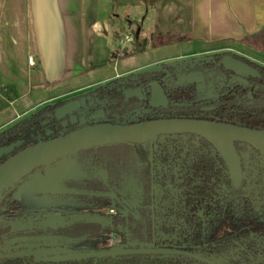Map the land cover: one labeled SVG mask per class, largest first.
I'll return each instance as SVG.
<instances>
[{
  "label": "trees",
  "instance_id": "1",
  "mask_svg": "<svg viewBox=\"0 0 264 264\" xmlns=\"http://www.w3.org/2000/svg\"><path fill=\"white\" fill-rule=\"evenodd\" d=\"M242 43L264 53V30L245 37ZM223 55H214L212 60L205 57L199 66L196 62L168 67L171 82L187 65L213 77L219 75L217 121L264 130V67L233 55L259 74L249 88L234 83V91L231 74L219 62ZM212 86L217 87L214 80ZM104 89L96 88L94 95L105 99ZM247 91L253 97L251 105L244 103ZM104 106L111 113V105ZM56 107V103L45 105L0 131V148L22 142L14 152L25 149L36 144L34 137L46 128L52 131L50 139L57 137L59 122L52 117ZM115 108L114 114L122 110L120 105ZM107 148H122L124 154L105 157L94 154L97 150L79 152L84 177L68 183L74 193L67 197L87 207L90 219L67 218L62 225L36 228L46 216H20L12 200L21 181L4 190L0 195V253L32 250L51 240L57 247H67L60 254L114 247L153 252L63 262L8 257L0 264H264V159L255 150L234 145L242 172L236 187L218 154L193 135L161 136L152 144ZM108 208L126 213L109 216L104 213ZM165 250L189 255H169Z\"/></svg>",
  "mask_w": 264,
  "mask_h": 264
},
{
  "label": "crops",
  "instance_id": "2",
  "mask_svg": "<svg viewBox=\"0 0 264 264\" xmlns=\"http://www.w3.org/2000/svg\"><path fill=\"white\" fill-rule=\"evenodd\" d=\"M261 30L264 0H37L36 4L34 0H0V110L29 96L33 87L103 69L119 55V51L112 53L110 44H132L139 51L141 34L154 46L188 42L195 47L187 54L159 60L177 61L224 47L238 46V54H246L243 49L251 48L242 40ZM39 32L50 35L46 43L55 50L54 81L50 83L41 67ZM125 35L131 41L120 43ZM29 57L32 65L27 62ZM247 57L264 65V60ZM131 71L112 70L113 75L93 83ZM59 96L45 97L16 112L0 124V131Z\"/></svg>",
  "mask_w": 264,
  "mask_h": 264
},
{
  "label": "water",
  "instance_id": "3",
  "mask_svg": "<svg viewBox=\"0 0 264 264\" xmlns=\"http://www.w3.org/2000/svg\"><path fill=\"white\" fill-rule=\"evenodd\" d=\"M36 1L34 0V4H36ZM34 12L36 14L38 13L37 7H34ZM38 35L42 39L39 45L42 71L44 72L45 80L50 83L54 81L55 50L48 48V44L46 43V39L50 35L41 32ZM220 65L226 72H230L239 78L258 77L256 70L231 55H223ZM150 70L148 69L147 71ZM149 88V107H166L167 100L160 86L152 83L149 85ZM73 104L76 106L70 109V106ZM79 107L78 103L66 104L54 111L53 118L56 121H61L69 117V124L75 125L77 119L73 113ZM82 125L83 121L81 120L79 126L81 127ZM180 134H192L209 142L224 161L229 176L236 187L239 185L241 172L233 143L247 144L264 157V130L248 129L224 123L192 120H158L123 126H112L108 124L95 125L80 128L66 135L37 142L16 153L14 150L21 147V142L0 148V162L2 159H5L0 163V195L12 184L27 176L35 169L57 159L73 155L78 151L119 143L145 144L153 142L161 136ZM45 136L48 137L49 133H46ZM85 219L87 220L88 218ZM143 253L146 252L141 249L113 248L109 250H91L74 255L48 257L43 260L48 262L88 260ZM163 253L181 256L189 255L184 251L176 250H165Z\"/></svg>",
  "mask_w": 264,
  "mask_h": 264
},
{
  "label": "flooded vegetation",
  "instance_id": "4",
  "mask_svg": "<svg viewBox=\"0 0 264 264\" xmlns=\"http://www.w3.org/2000/svg\"><path fill=\"white\" fill-rule=\"evenodd\" d=\"M218 54H223V51H214L211 53H207L205 55L199 56L200 58L204 59L205 57H209L207 60H212L210 57ZM225 55H233L231 53H225ZM237 56V55H235ZM239 57V56H237ZM188 58H198V57H188ZM188 58H182L188 59ZM222 58V57H221ZM235 58V57H234ZM242 58V57H241ZM245 59V58H243ZM205 60V61H207ZM238 60V59H237ZM246 61L250 62L251 64L258 65L264 67L262 64H258L254 61H249L245 59ZM180 61V60H177ZM221 61V59H220ZM219 61V62H220ZM241 61V60H239ZM176 62V61H158L157 63L147 66L145 70L139 71L136 73H128L125 75H118L111 78H108L106 80H101L99 82L91 83L86 85L85 87L75 89L71 93L79 92L81 89H85L81 93H76L66 99H60L63 95H60L56 101H53L51 103H47L45 105L50 104H57L56 109H59L66 104L69 103H78L79 108L73 113V115L76 117L77 121L75 125L69 124V117H66L65 119L58 121L59 122V128L57 129L58 136L66 135L68 133L74 132L80 128L89 127V126H95V125H112V126H123V125H132L142 122H152V121H158V120H192V121H205V122H212V123H224V122H218L217 116H216V109L218 108L215 101L220 98V85L219 82H222V78L218 75L216 77H213L212 74L208 73L205 74L204 72L201 73L199 71V68H195L192 70L191 66H183V72L179 74L176 81L174 83L171 82L173 79L172 76L169 73L168 67L170 63ZM243 62V61H241ZM250 68L256 70L252 65H249L246 62H243ZM197 65H200V62L197 63ZM155 67V68H154ZM157 67V68H156ZM149 68H151L150 71H147ZM153 68V69H152ZM257 72V70H256ZM231 74L230 76V84L231 88L233 89V84L235 83L237 86L240 85L242 88H249L251 87V81L256 80L258 77H236L234 74L227 72ZM216 83V86H212V81ZM246 82V83H244ZM152 83L158 84L160 88L163 91V95L167 100L166 107H159V108H151L149 107V100H150V88L149 85ZM98 87H104V97L105 99H100L94 95V90ZM234 90V89H233ZM232 90V91H233ZM238 90V89H236ZM235 91V90H234ZM67 93L66 95H68ZM101 93V92H100ZM233 94V93H232ZM250 94V97H249ZM128 96V97H127ZM127 97V98H126ZM244 103L247 105H251L253 103V97L251 94V91H247L246 94L243 97ZM104 103L108 105L110 104L112 107L111 113H108L106 110ZM128 104V106H127ZM42 105L41 107L45 106ZM122 109L119 111L118 114H114V111L116 110L115 106H119ZM123 105V106H121ZM76 105H71L70 109L74 108ZM39 107V108H41ZM38 108V109H39ZM36 109V110H38ZM55 109V110H56ZM34 110L33 112H35ZM33 112L29 113L28 115L32 114ZM26 115V116H28ZM53 117V115H52ZM83 121V125L80 127L79 123L80 121ZM48 121H45L43 125L46 126ZM228 124V123H224ZM233 125V124H231ZM238 126V125H235ZM242 127V126H239ZM246 128V127H244ZM250 129V128H248ZM49 133V136L46 137L45 134ZM180 135H192V134H180ZM52 136V131L48 130L47 128L44 130L43 134H37L34 138L38 140V142L43 140H48ZM57 136V137H58ZM173 136V135H170ZM195 136V135H193ZM198 137V136H196ZM159 138V137H158ZM157 138V139H158ZM200 139H203L201 137H198ZM156 139V140H157ZM155 140V141H156ZM205 140V139H203ZM153 141V142H155ZM206 141V140H205ZM153 142H148L145 144H152ZM207 142V141H206ZM22 143V142H21ZM212 149L218 154V152L213 148V146L207 142ZM14 144V143H13ZM124 144V143H119ZM119 144H113V145H119ZM129 144V143H126ZM235 144H244V143H233V148ZM113 145H106V146H100V147H94L90 148L88 150H97L94 152V154L102 155L105 157H111L115 155L124 154L123 149H112L107 148L109 146ZM131 145H144V144H131ZM247 145V144H245ZM248 146V145H247ZM106 147V148H105ZM121 147V146H120ZM250 147V146H248ZM98 148V149H97ZM252 148V147H250ZM253 149V148H252ZM255 150V149H253ZM15 151V150H14ZM20 151V150H18ZM17 151V152H18ZM118 151V152H117ZM234 151L237 155V152L234 148ZM256 151V150H255ZM82 151H78L74 153L73 156L75 158V161L79 168L82 170V156L78 153ZM257 152V151H256ZM16 153V152H15ZM258 153V152H257ZM259 154V153H258ZM213 155V153L211 154ZM260 155V154H259ZM214 156V155H213ZM220 157V155L218 154ZM261 156V155H260ZM262 157V156H261ZM221 158V157H220ZM238 158V155H237ZM264 159V157H262ZM5 159H2L4 161ZM222 160V158H221ZM223 161V160H222ZM0 162V163H1ZM54 162V161H52ZM51 162V163H52ZM239 166L240 161L238 158ZM224 163V161H223ZM225 165V163H224ZM43 166L35 169L34 171L42 168ZM226 167V166H225ZM227 169V168H226ZM32 171L31 173H33ZM228 172V170H227ZM240 172H241V166H240ZM30 173V174H31ZM82 177H84V172L82 171ZM103 172L99 171V174H102ZM23 177L19 181H21V184H23L24 181L28 178L30 175ZM229 174V173H228ZM242 174V172H241ZM230 177V176H229ZM241 178V176H240ZM17 181V182H19ZM74 181V180H72ZM16 183V182H15ZM14 183V184H15ZM69 181L66 182V187H68ZM13 185V184H12ZM19 186H17V189L15 193L12 196V200L15 203V205L19 208V215L20 216H32L30 215H24L22 213V207L18 206L16 202L14 201V195L17 193ZM68 191L72 190L69 187L66 188ZM106 215L109 216H118V215H125V211L119 210L116 208H108L104 212ZM39 217V216H38ZM90 217L88 215L80 217V219H85ZM63 222L62 224L66 223ZM61 224V225H62ZM64 249H67V247H63ZM117 249V247H115ZM72 249V248H70ZM118 249H141L145 252H153L151 249H143V248H120ZM12 252H3L0 253V262L2 258H8L11 256ZM78 253H66V254H59V255H46L44 257H39L37 259L32 258L35 262H48L44 261L43 259L48 257H55V256H64V255H74ZM28 258V257H27ZM63 262V261H59Z\"/></svg>",
  "mask_w": 264,
  "mask_h": 264
},
{
  "label": "rangeland",
  "instance_id": "5",
  "mask_svg": "<svg viewBox=\"0 0 264 264\" xmlns=\"http://www.w3.org/2000/svg\"><path fill=\"white\" fill-rule=\"evenodd\" d=\"M123 38V37H122ZM140 42L142 48L139 51L134 50L132 44L126 46L121 44H110L109 48L112 53L116 55L119 51L118 57L111 59L108 66L103 69L93 70L89 73L79 74L76 77L70 79H63L57 81L54 84H43L32 88V92L29 96H26L20 101H15L12 107H6L0 110V124L9 118H13L18 111L25 110V108L31 107L37 104L45 97L57 96L64 94L60 99H66L76 93H81L85 89H81L76 93H69L75 89L85 87L88 84L93 83L97 79L113 75L112 70L116 72H125L126 70H132L130 73H136L146 69V66L153 62L159 61L162 58L177 56L180 54H187L195 50V47L188 43H168L165 46H154V42H151L150 38H144L141 34ZM238 47V46H236ZM225 48L223 53H231L239 57L245 58L249 61L247 56L262 62L264 60V53L255 51L252 49H246L239 55L237 49ZM229 50V51H228ZM242 50V49H239ZM126 51V52H125ZM247 55V56H246ZM202 58H188L180 61L172 62L169 66L193 64L200 61ZM260 64V63H258ZM155 68V67H154ZM157 68V67H156ZM151 68H149L150 70ZM69 93L68 95H66ZM12 100V96H10ZM82 170L77 165L73 156H66L55 160L52 163L44 165L42 168L31 173L26 181L20 185L17 193L14 195V201L20 207H22V213L24 215H40L46 216V218L35 225L36 228L52 227L61 225L67 220V218L77 219L85 215H89L90 210L87 207L78 206L77 203L67 197L70 193H74V189L68 191L66 188V182L77 180L82 178ZM57 243L51 240L48 244H44L42 247L35 249H21L11 253L12 257L27 258L32 256L34 259L44 257L49 254L59 255L64 253L67 249L57 247ZM51 246V247H46ZM118 246V245H116ZM115 248V247H114ZM118 249V247H117Z\"/></svg>",
  "mask_w": 264,
  "mask_h": 264
},
{
  "label": "built area",
  "instance_id": "6",
  "mask_svg": "<svg viewBox=\"0 0 264 264\" xmlns=\"http://www.w3.org/2000/svg\"><path fill=\"white\" fill-rule=\"evenodd\" d=\"M124 41L130 42V41H131V37L125 35V36L123 37V40H120V43H122V42H124ZM27 62H28L29 65H32V64H33V59H32L31 57H29V58L27 59Z\"/></svg>",
  "mask_w": 264,
  "mask_h": 264
}]
</instances>
